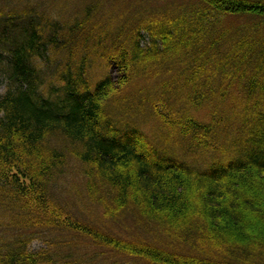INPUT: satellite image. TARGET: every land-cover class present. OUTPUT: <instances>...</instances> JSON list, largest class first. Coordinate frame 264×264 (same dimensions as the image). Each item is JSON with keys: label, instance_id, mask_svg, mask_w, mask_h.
Returning a JSON list of instances; mask_svg holds the SVG:
<instances>
[{"label": "trees", "instance_id": "16d2710c", "mask_svg": "<svg viewBox=\"0 0 264 264\" xmlns=\"http://www.w3.org/2000/svg\"><path fill=\"white\" fill-rule=\"evenodd\" d=\"M44 2L0 0V264H264V0Z\"/></svg>", "mask_w": 264, "mask_h": 264}, {"label": "rangeland", "instance_id": "374dc122", "mask_svg": "<svg viewBox=\"0 0 264 264\" xmlns=\"http://www.w3.org/2000/svg\"><path fill=\"white\" fill-rule=\"evenodd\" d=\"M39 2L40 3H38L39 4V6L41 7V8H47V9H51V6L50 5H48L47 3H45L44 2V0H39ZM67 16H65V15H63L62 16V20H65V21H68V18H66ZM82 47L80 46V48H78L77 49V51H75V53H74V55H75V58H78L79 57V55H80V50H82L81 49ZM101 63H100V61L99 60H95V62L93 63V68H92V70L95 72V73H98V72H100V65ZM92 72V71H91ZM137 88V86H135L134 87V89L133 90H135ZM126 91H128V92H130L131 91V88L130 89H128V90H126ZM134 102V105L136 104V107L137 108H140L142 105L139 103V102H141L140 100H138V99H135V101H133ZM116 105L114 104V107H115ZM147 106V107H146ZM144 109H146V111L147 110H149V105H144ZM146 114H148V116L150 115V111H148V112H146ZM148 118V117H147ZM172 137H174V139L175 138H177V136L175 135V134H172ZM168 148H173V147H171V146H167ZM197 158V157H196ZM198 159V158H197ZM72 173V172H71ZM70 180V182H72V177L69 179ZM244 192H247V193H249V194H251L252 193V190L250 191L249 189H244ZM189 194H191V192H189ZM229 198H230V196H228V200H229ZM244 208V207H243ZM240 209H242V207L240 206ZM259 211V212H258ZM262 211H264V192H261V196L259 197V199H257L256 200V202H255V205H253V206H250L246 211H245V213H247V215H248V219H249V222H250V224H251V226L253 227V228H255V227H259V226H261L262 225V219H261V217H260V215H261V213H262Z\"/></svg>", "mask_w": 264, "mask_h": 264}]
</instances>
